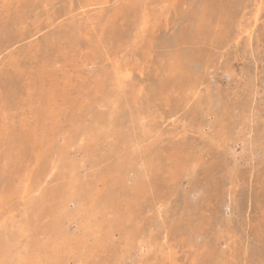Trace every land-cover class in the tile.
Wrapping results in <instances>:
<instances>
[{"label":"rangeland","instance_id":"1","mask_svg":"<svg viewBox=\"0 0 264 264\" xmlns=\"http://www.w3.org/2000/svg\"><path fill=\"white\" fill-rule=\"evenodd\" d=\"M0 264H264V0H0Z\"/></svg>","mask_w":264,"mask_h":264},{"label":"bare ground","instance_id":"2","mask_svg":"<svg viewBox=\"0 0 264 264\" xmlns=\"http://www.w3.org/2000/svg\"><path fill=\"white\" fill-rule=\"evenodd\" d=\"M97 4V3H96ZM75 8V7H74ZM7 39V38H6ZM6 143V142H5ZM180 146V145H179ZM35 152V151H34ZM181 243V242H180ZM183 244V243H182ZM178 245V244H177ZM197 262V261H196Z\"/></svg>","mask_w":264,"mask_h":264}]
</instances>
